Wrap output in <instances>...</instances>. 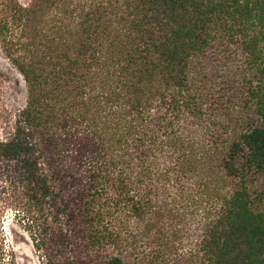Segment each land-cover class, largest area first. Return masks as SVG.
Returning <instances> with one entry per match:
<instances>
[{
    "label": "trees",
    "instance_id": "obj_1",
    "mask_svg": "<svg viewBox=\"0 0 264 264\" xmlns=\"http://www.w3.org/2000/svg\"><path fill=\"white\" fill-rule=\"evenodd\" d=\"M103 4L5 0L0 50L26 103L0 140V204L44 264H130V225L158 241L168 203L190 200L214 215L201 264H264V0ZM211 51L239 58L209 103L218 134L189 79Z\"/></svg>",
    "mask_w": 264,
    "mask_h": 264
},
{
    "label": "rangeland",
    "instance_id": "obj_2",
    "mask_svg": "<svg viewBox=\"0 0 264 264\" xmlns=\"http://www.w3.org/2000/svg\"><path fill=\"white\" fill-rule=\"evenodd\" d=\"M16 1L26 7L30 0ZM73 1L81 6L92 3L103 4V0ZM4 3L5 0H0V16H4ZM209 56L211 59L209 58L207 62L200 60L194 63L189 71V79L194 84L202 81L200 86L207 85L204 89L207 97L202 103L204 122L197 124L206 133L218 134L223 131L226 120L222 107H218L222 110L221 113L213 111L209 103H225L223 85L226 83L223 77L227 75L232 80L231 72L237 70L235 68L239 66V58L234 55L231 57L232 61L226 60L213 51ZM25 103L26 91L22 77L4 58L0 50V140L9 137ZM191 135L201 142L205 139H202L200 132ZM168 205L171 206L172 214L166 220L163 229L165 236L158 241H152L148 231L140 224L130 225L131 230L125 235L130 264H201L199 244L205 234L206 225L212 222L214 215L207 212V207L200 200H190L182 207L178 203H168ZM3 206L4 204H0V264H44L41 255L34 251L28 235L13 220L10 209Z\"/></svg>",
    "mask_w": 264,
    "mask_h": 264
}]
</instances>
